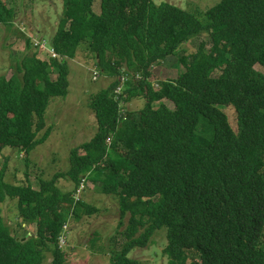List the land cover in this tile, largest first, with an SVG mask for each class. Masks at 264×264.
<instances>
[{"label": "trees", "instance_id": "trees-1", "mask_svg": "<svg viewBox=\"0 0 264 264\" xmlns=\"http://www.w3.org/2000/svg\"><path fill=\"white\" fill-rule=\"evenodd\" d=\"M6 1L0 27L9 29ZM95 1L62 0L49 39L56 56L37 43L40 54L0 75V152L25 157L50 133L46 108L67 95L68 59L80 47L111 78L90 98L96 132L69 150L67 168L38 188L7 182L0 169V203L15 199L20 226L32 227L15 235L0 215V264H44L45 253L65 264L69 220L98 211L76 198L87 181L117 199L124 226L111 264H138L130 252L161 229L167 264H264V70L256 69L264 68V0H219L202 17L169 2L100 0L95 11ZM197 35L195 51L179 49ZM32 44L27 37L26 49ZM170 55L183 69L153 82V67ZM134 99L144 103L130 110ZM61 178L72 189L63 191Z\"/></svg>", "mask_w": 264, "mask_h": 264}, {"label": "rangeland", "instance_id": "rangeland-1", "mask_svg": "<svg viewBox=\"0 0 264 264\" xmlns=\"http://www.w3.org/2000/svg\"><path fill=\"white\" fill-rule=\"evenodd\" d=\"M156 4L169 2L202 17L203 12L219 0H153ZM13 16V25L8 29L0 27V75L10 76V66L22 59L25 54L33 51L40 54L33 45L45 42L49 47V39L55 33L59 17L62 13V0H12L6 1ZM100 0L93 4L95 11L99 9ZM33 43L26 49V38ZM202 35L192 37L179 49L190 53L195 51ZM42 39V40H41ZM51 48V47H50ZM178 49V50H179ZM69 86L66 96H55L50 99L44 118L46 126L50 127L48 137L25 157L24 153L6 147L0 152V169L5 164V180L18 183L26 180L35 188L39 187L40 178H48L57 170L69 166V150L88 141L96 132V119L89 107L90 98L98 91L106 88L111 78L104 75L99 68V77L93 63L92 55L85 46L80 47L75 58L68 59ZM183 69L177 63V56L170 55L163 59L160 65L153 67V82L157 79L175 78ZM256 69L264 70L260 65ZM96 78V79H94ZM154 79V80H153ZM120 86L118 87V89ZM141 99H134L125 104L130 110L143 105ZM166 104L173 107L170 101ZM227 114L234 130L237 129L236 113L232 106L222 107ZM42 131L38 136L42 135ZM80 153L83 150L79 151ZM58 186L67 191L73 185L69 179H60ZM78 194V193H77ZM82 194V195H81ZM81 196L86 203L98 208L97 212L82 215L79 220H69L65 229V241L62 249L68 253L65 264H111L114 251L121 237L115 234L123 226L119 225V213L115 196L103 194L91 181L83 184ZM0 215L15 235L31 231L29 224L20 226L15 199H6L0 203ZM167 243L166 230L156 231L145 247L133 249L129 256L138 264H167L162 250ZM51 255L45 253L44 264H49Z\"/></svg>", "mask_w": 264, "mask_h": 264}, {"label": "bare ground", "instance_id": "bare-ground-1", "mask_svg": "<svg viewBox=\"0 0 264 264\" xmlns=\"http://www.w3.org/2000/svg\"><path fill=\"white\" fill-rule=\"evenodd\" d=\"M42 40V39H41ZM38 45L39 46H41V47H44L45 48V42L43 41H41L40 43H38ZM46 48H48L50 51V53H51V55L53 56V57H55L56 56V54H55V52L53 51V49L52 48H50V47H46ZM94 79H96V78H94ZM125 121V120H124ZM75 203V202H74ZM66 237V236H65Z\"/></svg>", "mask_w": 264, "mask_h": 264}, {"label": "built area", "instance_id": "built-area-1", "mask_svg": "<svg viewBox=\"0 0 264 264\" xmlns=\"http://www.w3.org/2000/svg\"><path fill=\"white\" fill-rule=\"evenodd\" d=\"M95 68H96V70H97V67L95 66ZM96 76L97 77H99V72H98V70H97V74H96ZM117 91L119 92L120 91V88L119 89H117ZM82 187V186H81ZM81 187H80V189H81ZM80 189H79V191H80ZM79 194V193H78ZM78 194L76 195V198H78Z\"/></svg>", "mask_w": 264, "mask_h": 264}, {"label": "crops", "instance_id": "crops-1", "mask_svg": "<svg viewBox=\"0 0 264 264\" xmlns=\"http://www.w3.org/2000/svg\"><path fill=\"white\" fill-rule=\"evenodd\" d=\"M96 10H99V9H96Z\"/></svg>", "mask_w": 264, "mask_h": 264}]
</instances>
